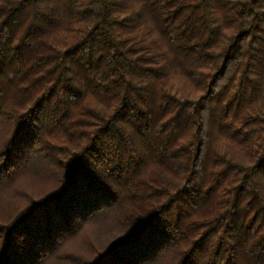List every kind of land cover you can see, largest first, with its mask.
<instances>
[{"label": "trees", "instance_id": "obj_1", "mask_svg": "<svg viewBox=\"0 0 264 264\" xmlns=\"http://www.w3.org/2000/svg\"><path fill=\"white\" fill-rule=\"evenodd\" d=\"M0 264H264V0H0Z\"/></svg>", "mask_w": 264, "mask_h": 264}, {"label": "rangeland", "instance_id": "obj_2", "mask_svg": "<svg viewBox=\"0 0 264 264\" xmlns=\"http://www.w3.org/2000/svg\"><path fill=\"white\" fill-rule=\"evenodd\" d=\"M169 83H171V85L177 88L184 86L179 75L173 76V78H171ZM97 226H100L99 229L98 227H93L92 229H89V231L85 232L80 237L79 241L73 244L74 245L73 248L86 252L89 251V248H91L93 242L108 240L111 237L113 228L106 227L104 224H99ZM114 231L116 230H113V232Z\"/></svg>", "mask_w": 264, "mask_h": 264}]
</instances>
